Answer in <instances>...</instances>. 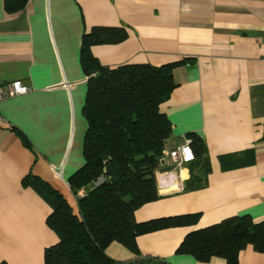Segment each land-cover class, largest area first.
I'll return each mask as SVG.
<instances>
[{
    "label": "crops",
    "instance_id": "crops-1",
    "mask_svg": "<svg viewBox=\"0 0 264 264\" xmlns=\"http://www.w3.org/2000/svg\"><path fill=\"white\" fill-rule=\"evenodd\" d=\"M94 26L127 32L120 43L91 46L104 66L184 61L173 69L175 87L160 105L171 134L156 178L183 184L202 178L201 187L159 195L134 212L137 222L198 214L194 224L138 235L137 253L112 242L106 254L113 264H225L176 249L190 231L228 217L264 220V0H28L16 13L0 0V81L5 88L15 80L29 86L0 101V262L42 264L44 249L58 242L46 224L52 209L23 185L27 175L76 210L68 179L84 163L87 127L79 57L82 35ZM189 133L205 143L207 165L194 159L175 166L168 158ZM243 151L253 155L251 163L221 161ZM237 264H264V252L247 245Z\"/></svg>",
    "mask_w": 264,
    "mask_h": 264
},
{
    "label": "trees",
    "instance_id": "trees-1",
    "mask_svg": "<svg viewBox=\"0 0 264 264\" xmlns=\"http://www.w3.org/2000/svg\"><path fill=\"white\" fill-rule=\"evenodd\" d=\"M27 2L3 0L8 13L22 11ZM126 37L122 26H94L82 35L79 60L87 77L82 108L87 124L82 144L84 163L68 179L76 197V210L62 194L36 176L29 174L23 179V185L35 190L52 209L46 224L58 242L44 249L42 264H113L105 252L112 242L137 253L138 235L192 225L198 218V214L144 222L134 218L136 209L159 198L156 173L171 134V123L160 105L175 87L173 69L184 61L107 67L91 54L92 45L117 44ZM15 131L29 147L22 132ZM188 136L194 159L207 165L205 143L195 133ZM221 159L229 166L246 165L253 161V155L243 151ZM183 185L184 190L199 188L202 178L192 176ZM80 190L82 195H78ZM247 245L264 252V220L255 222L250 216L241 215L190 231L176 252L200 262L221 257L225 264H237L238 253Z\"/></svg>",
    "mask_w": 264,
    "mask_h": 264
},
{
    "label": "built area",
    "instance_id": "built-area-1",
    "mask_svg": "<svg viewBox=\"0 0 264 264\" xmlns=\"http://www.w3.org/2000/svg\"><path fill=\"white\" fill-rule=\"evenodd\" d=\"M29 91V86L15 80L11 82L6 88L0 81V101L9 96H15L24 94ZM191 138L187 135H182L179 139V144L167 151V156L175 166H181L194 160V153L191 148ZM56 176H60V172H56ZM158 182V180H157ZM159 195H169L180 193L184 191V185L181 181L167 180L159 181L157 186ZM83 192L78 191V195H82Z\"/></svg>",
    "mask_w": 264,
    "mask_h": 264
}]
</instances>
